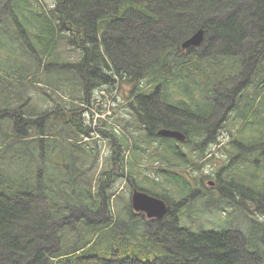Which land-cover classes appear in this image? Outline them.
<instances>
[{"label": "trees", "instance_id": "trees-1", "mask_svg": "<svg viewBox=\"0 0 264 264\" xmlns=\"http://www.w3.org/2000/svg\"><path fill=\"white\" fill-rule=\"evenodd\" d=\"M0 49V264H264V0H0ZM207 102L216 188L156 133H213Z\"/></svg>", "mask_w": 264, "mask_h": 264}, {"label": "flooded vegetation", "instance_id": "flooded-vegetation-1", "mask_svg": "<svg viewBox=\"0 0 264 264\" xmlns=\"http://www.w3.org/2000/svg\"><path fill=\"white\" fill-rule=\"evenodd\" d=\"M235 88H236L235 86L232 87V90H235ZM236 93H237V90L234 93L233 101L236 100V96H235ZM121 105H122L121 103L117 104V106H121ZM127 105H128L129 108L132 109V107H136V106L137 107L138 106L145 107L148 104H147V102L145 100H143V101H139L138 100L137 104H135L133 101H128ZM221 105H222V103H219V102L212 103V106H214V107H217V106L219 107ZM227 106L228 107H234L232 102H229V104ZM227 112H226V114H227ZM215 117H216V115L214 116V118H211L213 123H214V132L213 133H207V134L201 136L202 137L201 139H197V138H195L193 136H189V135L186 134L187 137H186L185 140H183V142H180L177 139H174L175 143L177 144V146L183 147L187 151H190L189 153L186 154L187 157L191 158V162H193V165L190 168L195 169L198 172L199 171H205L206 172L207 175L205 177H203L202 180H204L208 176L214 177V179H208L209 183L212 180L214 181V182L211 183V186H213L214 188H216V184H217V181L219 179V176H217V175L215 176L214 175L215 170H214V167H212V166H213V164L215 162L214 156L216 155L217 148H219V146H220V143L218 142L219 141L218 140L219 139V134L217 133L218 130L217 129L215 130V125H218L221 122V120H220L221 117L220 118H215ZM223 120L226 121V118H223ZM177 129H179V128H177ZM204 147L206 148L208 153H207V155H205L203 158H201L199 160L200 164H196L197 162L195 160H193V157L195 155H199L201 149L204 148ZM204 160H208V161L211 160L213 162V164L211 165L210 162H208L206 164H203L202 162ZM200 176H201V174H200ZM204 182H205V180H204ZM205 187H208L207 183L205 184ZM133 188H135V186ZM199 190L201 191L200 187H199ZM133 212L137 213V214L141 213V212H135V211H133ZM138 216L143 217L144 214L142 213L141 215L139 214Z\"/></svg>", "mask_w": 264, "mask_h": 264}, {"label": "water", "instance_id": "water-1", "mask_svg": "<svg viewBox=\"0 0 264 264\" xmlns=\"http://www.w3.org/2000/svg\"><path fill=\"white\" fill-rule=\"evenodd\" d=\"M204 37V28H200L183 40L181 47L182 49H187L199 46L204 41ZM157 134L162 137L175 138L179 141L186 139V133L177 128L161 127L157 130ZM130 200L133 210L135 212H143L148 218H160L169 209L167 202L163 198L137 188L132 190Z\"/></svg>", "mask_w": 264, "mask_h": 264}, {"label": "rangeland", "instance_id": "rangeland-1", "mask_svg": "<svg viewBox=\"0 0 264 264\" xmlns=\"http://www.w3.org/2000/svg\"><path fill=\"white\" fill-rule=\"evenodd\" d=\"M54 1L55 0H42V2L45 4V5H53V3H54ZM6 59H10V53L8 52V50H6V49H0V60H6ZM251 61V60H250ZM25 67H28V64H26V66ZM241 80V79H240ZM233 87V86H232ZM237 89V88H236ZM236 89L233 91L234 93L236 92ZM125 103V102H124ZM213 103H215V102H213ZM126 104V103H125ZM225 104H229V102H224V105ZM207 105H210V106H212V103H209V102H207ZM223 106V105H222ZM222 106H217V107H214V106H212V109L210 110V111H207V112H210L211 113V118H214L213 117V111H214V109L215 110H218L217 111V113L216 114H214V116L216 115V117L215 118H220V112H219V110H220V108L222 107ZM124 107V104L122 105V106H117V108H121L120 109V114H121V117H120V121L121 122H123V123H125L126 121H128V117L125 115V112L123 111V108ZM222 109V108H221ZM96 117H97V115H96ZM102 118H104L105 120L106 119H108L107 118V116L106 115H104V116H102ZM94 120H96V118H94ZM94 120H93V124H94ZM224 128H221V130L222 131H224L223 130ZM224 136V135H223ZM231 138V137H230ZM223 139H225V141H224V143H226L227 144V141H229V139H227V136L225 137H223ZM106 148L103 146V150H102V152L104 153V152H106V150H105ZM224 153H225V148L222 146V148L220 147V148H217V151H216V155L214 156V158H215V162H214V164H213V162L211 161V160H209L208 162H210L211 163V165L213 164V166L212 167H214V170H215V172H214V175L216 176V175H218V173H219V171L222 169V167H225V166H221L222 165V163H223V158L225 157V155H224ZM103 156H102V160H103ZM104 161V160H103ZM207 162V163H208ZM130 167V166H129ZM148 171H150V169H148ZM199 173L201 174V175H203L204 173H206L205 171H199ZM210 174V173H209ZM194 176H195V174H193ZM195 177H197V176H195ZM208 179H214V177H211V176H208L207 178H205V180H206V183L208 184V185H211L210 183H209V181H208ZM134 186H133V183L131 182V180H130V176H128L127 178H125L124 180H123V182L121 183V185H120V187H119V190H118V193L119 194H122V199L124 198V197H129V195H130V192H131V190H132V188H133ZM208 189V188H207ZM127 197V198H128ZM121 199V197H119V200H122ZM129 199V198H128ZM115 207H116V209L117 210H120L121 212H122V207H121V204L119 203L118 205L116 204L115 205ZM210 218V216H208L206 213H205V215H203L202 217H201V219L202 220H204V221H208V219ZM186 220H187V222L186 223H190L191 222V219H187L186 218ZM195 222H197V220H194V223Z\"/></svg>", "mask_w": 264, "mask_h": 264}, {"label": "bare ground", "instance_id": "bare-ground-1", "mask_svg": "<svg viewBox=\"0 0 264 264\" xmlns=\"http://www.w3.org/2000/svg\"><path fill=\"white\" fill-rule=\"evenodd\" d=\"M167 212V211H166ZM166 212L164 214H166ZM161 218V217H160Z\"/></svg>", "mask_w": 264, "mask_h": 264}]
</instances>
